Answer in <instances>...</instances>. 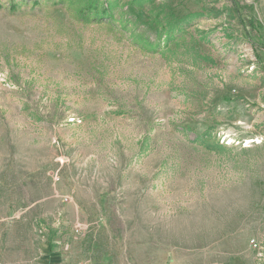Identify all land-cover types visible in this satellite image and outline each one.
<instances>
[{"label": "rangeland", "instance_id": "1", "mask_svg": "<svg viewBox=\"0 0 264 264\" xmlns=\"http://www.w3.org/2000/svg\"><path fill=\"white\" fill-rule=\"evenodd\" d=\"M89 1L0 0V263L264 264V0Z\"/></svg>", "mask_w": 264, "mask_h": 264}, {"label": "trees", "instance_id": "2", "mask_svg": "<svg viewBox=\"0 0 264 264\" xmlns=\"http://www.w3.org/2000/svg\"><path fill=\"white\" fill-rule=\"evenodd\" d=\"M23 1L12 2L10 10L16 12ZM112 0H90L87 4L82 3L80 18L86 23H102L104 19L112 15Z\"/></svg>", "mask_w": 264, "mask_h": 264}, {"label": "built area", "instance_id": "3", "mask_svg": "<svg viewBox=\"0 0 264 264\" xmlns=\"http://www.w3.org/2000/svg\"><path fill=\"white\" fill-rule=\"evenodd\" d=\"M252 244L254 247H256V251H258V256L263 257V253H262L263 247L257 244L255 240L252 241ZM0 264H3V263H0Z\"/></svg>", "mask_w": 264, "mask_h": 264}, {"label": "crops", "instance_id": "4", "mask_svg": "<svg viewBox=\"0 0 264 264\" xmlns=\"http://www.w3.org/2000/svg\"><path fill=\"white\" fill-rule=\"evenodd\" d=\"M246 264V263H245Z\"/></svg>", "mask_w": 264, "mask_h": 264}]
</instances>
